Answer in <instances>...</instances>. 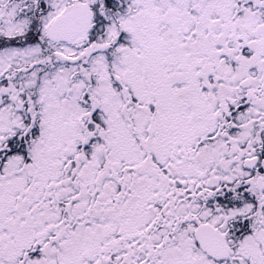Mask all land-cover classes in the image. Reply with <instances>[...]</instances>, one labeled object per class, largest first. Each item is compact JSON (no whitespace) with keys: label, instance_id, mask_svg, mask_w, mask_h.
<instances>
[{"label":"snow or ice","instance_id":"snow-or-ice-1","mask_svg":"<svg viewBox=\"0 0 264 264\" xmlns=\"http://www.w3.org/2000/svg\"><path fill=\"white\" fill-rule=\"evenodd\" d=\"M0 264H264V0H0Z\"/></svg>","mask_w":264,"mask_h":264}]
</instances>
